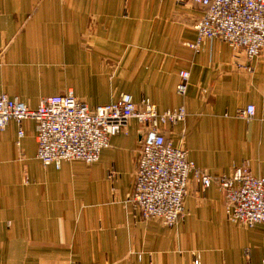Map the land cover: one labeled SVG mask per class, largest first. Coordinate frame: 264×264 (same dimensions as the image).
Instances as JSON below:
<instances>
[{
	"label": "crops",
	"instance_id": "obj_1",
	"mask_svg": "<svg viewBox=\"0 0 264 264\" xmlns=\"http://www.w3.org/2000/svg\"><path fill=\"white\" fill-rule=\"evenodd\" d=\"M202 13L191 1L0 0V93L30 107L69 89L90 107L124 92L159 111L182 103L186 114L165 137L198 168L217 176L245 164L261 174L264 48L253 59L216 37L195 48ZM141 129L129 118L96 161L56 167L36 155L35 120L9 119L0 131V264H263L264 222L229 220L215 181L202 188L190 172L185 213L172 225L134 209Z\"/></svg>",
	"mask_w": 264,
	"mask_h": 264
},
{
	"label": "built area",
	"instance_id": "obj_2",
	"mask_svg": "<svg viewBox=\"0 0 264 264\" xmlns=\"http://www.w3.org/2000/svg\"><path fill=\"white\" fill-rule=\"evenodd\" d=\"M199 5L202 16L195 22L198 47L206 38L228 41L246 59H253L264 48V0H175ZM189 70L179 71L176 91L184 95ZM253 104H247L241 115L249 119ZM184 104L159 111L148 97L139 102L130 93H122L112 102L87 105L69 89L43 97L30 107L17 96L0 93V131L9 119L20 122L35 120L36 155L44 164L60 167L63 160L81 159L92 163L111 136L123 130L129 118H135L141 129V142L135 161V182L128 199L144 218H156L174 224L185 213L184 196L190 172L202 188L213 181L224 196L229 220L246 226L264 222V172L252 173L245 164L236 165L229 174L213 176L198 168L188 156L186 147L174 145L165 137V126L184 118ZM23 130H18L21 136ZM111 170L109 175H114ZM199 264L198 258L193 259ZM264 264V260L262 261Z\"/></svg>",
	"mask_w": 264,
	"mask_h": 264
}]
</instances>
